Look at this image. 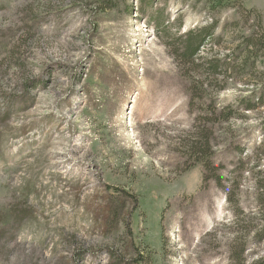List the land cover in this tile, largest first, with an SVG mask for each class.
Masks as SVG:
<instances>
[{"label": "rangeland", "instance_id": "374dc122", "mask_svg": "<svg viewBox=\"0 0 264 264\" xmlns=\"http://www.w3.org/2000/svg\"><path fill=\"white\" fill-rule=\"evenodd\" d=\"M229 1L0 0V264H264V0Z\"/></svg>", "mask_w": 264, "mask_h": 264}, {"label": "trees", "instance_id": "16d2710c", "mask_svg": "<svg viewBox=\"0 0 264 264\" xmlns=\"http://www.w3.org/2000/svg\"><path fill=\"white\" fill-rule=\"evenodd\" d=\"M213 1L215 4L222 7H226L228 5H231L229 0H210ZM108 5H110L111 7V3L108 2ZM252 11V10H251ZM259 19V23H261V17L258 16L257 17ZM217 23L212 24L209 27L203 28L200 31H198V33L196 34H190L187 36L186 40L184 41V50L182 53V57H184L185 64H187L186 66L190 65V67H192V69H194V67L199 68L202 67L204 70H206L207 72H209L210 74H214L216 75L218 70L221 71L222 70V65L218 62V61H207L205 64H197L198 59L200 58V54L202 52L203 47L205 46V44L208 42V40L213 39V35L215 32V29L217 28ZM256 40L254 39V37H250L246 40V48L247 51H251L253 49H257V44H255ZM264 42V38H261L259 41H257L258 45H261V43ZM181 60V65L183 64V61ZM188 61V62H187ZM202 85H204V83H202ZM202 96V95H201ZM199 96V97H201ZM232 115V112H230L229 114H227L226 116H224V119L226 118H230ZM206 120L207 117L205 118H198V120ZM212 122H215L212 120ZM206 127V126H204ZM206 132L208 133L207 128H201L199 135L196 138V140H194V145L191 148V152L190 154H192L191 157L194 158L195 163L197 164H201L204 166V168H206V171L209 173H211L212 175L215 176H207L206 180H209V177H215L216 181L220 184L221 183V179L216 177V174L213 173V171L218 170L217 168H215L211 162V153H210V139L209 136L206 134ZM264 189V187L262 188ZM118 209V208H117ZM112 213V212H111ZM114 216H116V214H114ZM133 241L131 240V243ZM133 247L134 244H133ZM117 258L116 262L114 264H123L122 260L119 258L118 255L115 256ZM236 258L239 260L238 262H240L239 264H244V261H242V256H235L234 257V261H237ZM144 263V257L142 256L141 252L138 253V257L134 260V264H142ZM124 264H128V262L124 261Z\"/></svg>", "mask_w": 264, "mask_h": 264}]
</instances>
